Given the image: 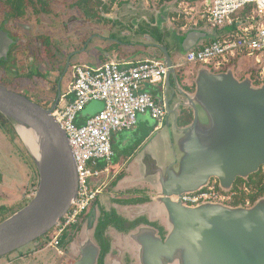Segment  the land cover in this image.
Segmentation results:
<instances>
[{
  "label": "water",
  "instance_id": "1",
  "mask_svg": "<svg viewBox=\"0 0 264 264\" xmlns=\"http://www.w3.org/2000/svg\"><path fill=\"white\" fill-rule=\"evenodd\" d=\"M209 35L207 28L189 31L182 39L181 51L185 55ZM10 43L1 31L0 54L6 56ZM157 47L163 52L168 76L175 74L169 50L164 44ZM194 82V91L185 98L192 120L181 129L176 126L180 132L175 143L178 156L160 170L159 194L152 205L166 217V237L161 240L157 231L146 225L131 232L138 244L139 262L264 264V198L251 207L220 202L190 206L179 198L203 188L211 178L228 189L235 178H246L264 166V83L255 86L248 77L238 79L231 68L213 72L207 66L198 68ZM57 101L45 108L0 82V113L20 137L19 125L32 129L39 151L36 159L22 140L37 167L38 185L23 207L0 222V257L45 236L76 196L78 177L72 149L51 115ZM165 105L167 114L177 115ZM96 222L91 212L82 226L94 231ZM99 250L87 235L72 264H96Z\"/></svg>",
  "mask_w": 264,
  "mask_h": 264
},
{
  "label": "crops",
  "instance_id": "2",
  "mask_svg": "<svg viewBox=\"0 0 264 264\" xmlns=\"http://www.w3.org/2000/svg\"><path fill=\"white\" fill-rule=\"evenodd\" d=\"M67 1L64 0V4ZM90 1L92 5L87 8L83 6V0H79L80 7L71 9V14H75L76 17L70 23L60 26L67 38L64 42L60 40L62 36L60 39L58 36L48 37L56 46L52 52H48L47 61L52 64L51 61L57 60V67L50 64L47 67L45 79L48 82L45 84L47 98L51 96L49 88L55 77H58L62 64L66 66L61 71L59 81L62 75L66 74L68 89L73 78L74 65L96 67L112 60L121 67L127 68L145 59L164 61L163 52L157 47L158 44H164L167 47L172 62L177 64L184 56L180 46L183 37L189 31L204 28L210 30V35L201 39L200 43L198 42V45H201L219 35L236 30L235 26L229 25L215 29L208 27L205 20L207 0H169L166 4H160L164 0ZM67 5L73 6L68 2ZM201 5H203L202 9L205 8L200 14L201 20H197V9ZM177 8H184L186 13L172 15V10ZM188 9L192 12H188ZM69 13L67 11L63 15L64 21H67ZM52 31L54 30L51 28L47 33ZM68 58L71 61L68 62ZM230 59L223 65L229 64L233 74L237 78H242L240 74L243 72L241 67L243 58ZM196 67L175 68L176 73L169 76L166 74L163 82L143 85V90L149 92L155 100L164 105L168 104L171 110H176L177 115L167 114L164 120L158 123L148 112L139 114L135 127L113 134L112 158L110 162L98 163V167L103 171L91 180V185L94 188L99 187L100 191L87 211L85 220L91 212L96 215L97 220L100 211L104 210L116 212L128 220L145 217L151 221L156 222V219L159 221L160 215L152 207L159 194L158 174L162 168L174 160L175 156H178L175 143L180 135L179 129L192 120L193 113L185 105V98L190 93L188 88L192 84L193 70ZM219 67L216 66L215 69L219 70ZM103 106L104 103L101 100L89 101L79 112L77 122L83 123ZM86 108L88 112H84ZM188 112L191 116L186 119L185 115L189 114ZM2 128L5 130L4 126ZM1 133L0 131V136H2ZM2 137L4 139L6 135L3 134ZM158 223L164 226L160 221ZM108 232L118 236L124 235L114 227H109ZM126 247L132 248L133 245L127 242ZM134 248L138 253V244ZM118 264H122V261L120 260Z\"/></svg>",
  "mask_w": 264,
  "mask_h": 264
},
{
  "label": "built area",
  "instance_id": "3",
  "mask_svg": "<svg viewBox=\"0 0 264 264\" xmlns=\"http://www.w3.org/2000/svg\"><path fill=\"white\" fill-rule=\"evenodd\" d=\"M205 20L209 28L229 25L235 26L236 30L190 49L180 62L174 63L175 68L210 64L221 59L229 61L244 54L253 59L256 70L264 76V0H207ZM73 72L67 92L59 95L51 110V115L68 137L78 177L75 198L48 232L51 234L47 243L44 242L56 250L66 233L83 224L85 214L97 198L100 188H94L91 180L103 171L98 163L110 162L112 158L113 134L134 127L139 114L148 112L158 123L167 115L166 106L142 88L146 84L163 82L168 67L162 60L145 59L127 68L116 61L96 67L79 64L73 66ZM93 99L103 101V108L79 124V112ZM249 184L250 181L244 180L222 189L217 179H213L203 188L183 193L179 198L190 206L203 202H230L237 194L248 193ZM248 202L246 199V204Z\"/></svg>",
  "mask_w": 264,
  "mask_h": 264
},
{
  "label": "rangeland",
  "instance_id": "4",
  "mask_svg": "<svg viewBox=\"0 0 264 264\" xmlns=\"http://www.w3.org/2000/svg\"><path fill=\"white\" fill-rule=\"evenodd\" d=\"M72 1V0H70ZM190 1V0H187ZM152 2V0H151ZM169 2V0H164L160 4H166ZM67 2H65V14L68 10L67 8ZM202 6L197 9V15L196 19L201 20L200 14L202 11H204V8L202 9ZM69 7V6H68ZM187 11V10H186ZM70 12V9H69ZM188 12H192L190 9H188ZM172 15H180V14H185V9L184 8H177L176 10H172ZM222 28V27H220ZM63 30L61 27H58L56 30L52 32H48V37L53 38L54 36H58V39L62 36L60 39L61 41H65L67 38L65 37L64 33L62 32ZM50 50L53 51L54 47L51 45ZM236 58H243L241 67H242V73L240 76L242 78L238 79H243L248 77L253 85L259 86L264 83V76L262 77L258 71L256 70L254 64H253V59H249L248 56L246 55H241ZM248 58V59H247ZM231 60V59H230ZM52 64L49 62L50 65L57 67L56 64H54L53 61H51ZM229 61H224L221 59L220 61H215L211 62L210 64H191V65H186L183 67V69H186L188 67H195V66H202L205 65L207 66L211 71L213 72H220L224 71L228 68H231L229 64L225 66V64ZM233 61H231L232 63ZM218 63V64H217ZM223 63H225L223 65ZM12 63L6 64V74L9 75L12 73ZM219 67L215 69V67ZM196 67L194 71V77L192 80V84L190 86L189 91L193 92L195 89V82L194 78L196 76V72L198 68ZM182 69V70H183ZM192 69V68H191ZM181 70V71H182ZM34 71V70H33ZM14 75H21L20 72L16 71L14 72ZM36 74V73H35ZM68 74V73H67ZM71 74H69L70 76ZM0 80H2L0 78ZM68 78L66 74L62 75L61 77V89L62 93L67 92V82ZM20 81V80H19ZM17 81H15L16 83ZM14 87L13 85L10 86L9 88L12 89ZM28 97L31 99L35 100L37 103L46 106V107H51L53 104L52 101L49 102H42L39 99H36L32 94H27ZM98 108V107H97ZM88 112V109L86 108V111ZM189 113V112H188ZM186 115H190L186 114ZM6 130H3L0 127V131L3 134L6 135V137L3 139L2 136H0V206L3 205L5 207L4 210L0 211V220L4 217L9 216L16 210L20 209L23 207L32 197L35 189L37 188L38 185V171L37 167L35 165V162L33 158L31 157L29 151L27 150L25 144L23 143L21 137L19 136L18 132L15 129V126L10 123V125H5ZM135 127V126H134ZM216 179V178H211V180ZM250 180V186H249V192H241L240 194H237L236 197H234V201H242L246 202V199H251V205H253L257 200L264 198V168L261 166L258 171L255 173L251 174V179ZM244 181L243 179L240 180L239 182ZM238 182V183H239ZM234 201L230 202H225L227 204H232ZM246 206V205H244ZM166 217L165 216H160L159 221L162 225L163 228H165L166 222H165ZM156 219V222H159ZM85 223V219H84ZM86 230V231H85ZM165 230V229H164ZM93 229L87 230L86 226L83 225L81 227V230L79 231L77 237L73 240L72 243L69 245H64L60 244L58 250L61 251L59 252L55 248L47 247L46 243L48 239L50 238V234L48 233L45 237H40L33 242L29 243L28 245L24 246L22 249L16 250L6 256L0 257V264H72L79 256V247L80 244L85 240L86 236L89 235L93 241L96 243L94 239V234H93ZM167 233V230L165 231ZM85 234V235H83ZM109 237L114 240L113 246H115L113 249H115V254L112 255L110 259H108V262L106 261V264H115L116 261L119 260L120 254H127L125 251L131 250L128 255V261L131 264H140L138 262V253L136 248L133 247L130 249L126 247V243H133V239L130 237V234H124V235H119L117 234H111L108 232ZM44 242H46L44 244ZM124 248V249H123ZM126 249V250H125ZM121 251V253H119ZM124 252V253H123ZM128 252V251H127ZM121 259L123 261H127L124 259V256ZM115 260V263H114Z\"/></svg>",
  "mask_w": 264,
  "mask_h": 264
},
{
  "label": "flooded vegetation",
  "instance_id": "5",
  "mask_svg": "<svg viewBox=\"0 0 264 264\" xmlns=\"http://www.w3.org/2000/svg\"><path fill=\"white\" fill-rule=\"evenodd\" d=\"M67 2L69 4H73V6L67 7L68 8L67 11H69L70 9V13H69L70 15L68 16L67 21H64L63 20V15H65L64 0H0V32L1 31L5 32L7 34V37L11 39V43L9 45V49L6 53V56L0 54V78L2 79L0 80V82L2 84L7 86L8 88L13 85L14 87H12V90L19 92L26 97H28L27 94L30 95L32 94V96H34L36 99L41 100L44 103L49 101L55 103L59 99V95L62 94V89L60 87L61 81H59V79H60L61 71L65 69L66 64H62L61 66L62 69L60 73H58L59 74L58 77H55L52 85L49 88L51 89L50 90L51 96L47 98L45 94L47 85L45 86V84H47L48 82H46L45 79L47 77L46 74L47 67L49 66V63L47 61L48 52L51 51L50 50L51 45L54 47V49L56 46L52 44V42L48 38L47 31L51 28L53 30H56L62 24L70 23V21H72V19L76 17L75 14H71L72 12L71 9L72 8L76 9V7L77 8L80 7V4H78L79 0H72V1L68 0ZM91 5L92 4L90 0H85V1L83 0V6L88 8ZM69 61H71L70 58H68V62ZM7 62L12 63L11 65L12 73H10L9 75L6 74ZM54 64H57V60L54 61ZM16 71L20 72L21 75L19 76L14 75L15 74L14 72ZM15 81L17 82L15 83ZM28 98L31 99L30 97ZM31 100L36 102L33 99ZM43 107L50 108V106L49 107L43 106ZM262 167L264 168V166ZM242 179L250 181L249 179H251V174L246 178H240V177L235 178L231 186L237 185L238 182ZM221 203L223 205L232 206V207H236V206L251 207V199L249 200L248 204H246V202L242 203V201H238V200L234 201L232 204H227L225 202H221ZM103 212L104 210L100 211L97 218V222ZM118 216L121 219H123L124 228H117L113 224L108 225L106 227L104 235L109 240L108 241L109 249L103 257V262H102L103 264H106V261L108 262L107 259H110L112 255L115 254L116 252L115 251L116 248L113 249L115 247L113 246L112 243L113 241L107 233L109 227H114L119 232L127 234L133 230L134 231L137 230L140 226L146 225L154 228L157 231V234L159 235L161 240H164V238L166 237V232L164 228L158 222L148 220L145 217H139L134 220H128L120 215ZM85 217L86 214L84 216V219ZM81 226L82 223L79 226L75 227L74 229L70 230L68 233H66L61 238V242H60L61 246L62 244L64 246L65 244L69 245L70 243H72L73 240L77 237L79 231L81 230ZM94 239L97 245L99 246L95 236ZM132 242H133L132 245L136 246L137 242L134 240ZM127 251H125V253L127 254H123L124 259L127 261H123L121 259L122 254H120L119 260L116 261V263L114 260V263L118 264L121 260L122 264H131L132 262L130 261L131 262L130 263L127 259L130 251L129 250ZM119 253H121V251H119ZM99 254H100V250H99ZM96 264H99V255Z\"/></svg>",
  "mask_w": 264,
  "mask_h": 264
},
{
  "label": "trees",
  "instance_id": "6",
  "mask_svg": "<svg viewBox=\"0 0 264 264\" xmlns=\"http://www.w3.org/2000/svg\"><path fill=\"white\" fill-rule=\"evenodd\" d=\"M189 116H191V114ZM189 116L185 115V118L187 119ZM5 125H10V122L3 114L0 113V127L2 128L4 126V129L6 130ZM4 209H5V207L3 205H1L0 211L4 210ZM7 217L2 218L0 220V222ZM111 224L115 225L117 228H124L123 219H121L116 213L104 211L102 213L101 217L99 218V220L96 224V227H95V231H94V236H95V238L99 244V248H100L99 264H103L102 263L103 257L109 249V242H108L109 240L104 235V232H105L106 227L108 225H111Z\"/></svg>",
  "mask_w": 264,
  "mask_h": 264
},
{
  "label": "bare ground",
  "instance_id": "7",
  "mask_svg": "<svg viewBox=\"0 0 264 264\" xmlns=\"http://www.w3.org/2000/svg\"><path fill=\"white\" fill-rule=\"evenodd\" d=\"M18 130H19L22 140L24 141L26 146L29 148L31 154L37 159L39 156V151H38L37 137L34 131L30 128H26L21 125L18 126ZM91 248H92L91 250L94 251V247L91 246Z\"/></svg>",
  "mask_w": 264,
  "mask_h": 264
}]
</instances>
